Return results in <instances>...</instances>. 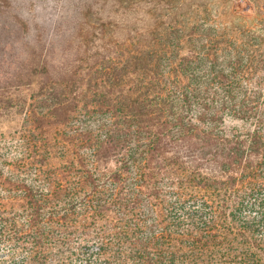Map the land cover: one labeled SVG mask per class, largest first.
I'll list each match as a JSON object with an SVG mask.
<instances>
[{"label":"trees","instance_id":"16d2710c","mask_svg":"<svg viewBox=\"0 0 264 264\" xmlns=\"http://www.w3.org/2000/svg\"><path fill=\"white\" fill-rule=\"evenodd\" d=\"M196 2L0 0V116L44 182L0 198V264H72L90 221L79 264H264V24Z\"/></svg>","mask_w":264,"mask_h":264},{"label":"rangeland","instance_id":"374dc122","mask_svg":"<svg viewBox=\"0 0 264 264\" xmlns=\"http://www.w3.org/2000/svg\"><path fill=\"white\" fill-rule=\"evenodd\" d=\"M197 5L209 10L212 17L224 25L257 27L264 24V0H197L194 6ZM24 125V114L22 113L0 116V198H16L14 189L24 179L36 188L44 184L43 180L36 176L35 167L28 164L29 154L23 146L25 143ZM225 125L227 128L235 125L245 126L242 121L230 117L226 118ZM60 199L62 202L69 201L66 196ZM83 200L84 198H76L71 205L66 207L78 211ZM27 213L25 204L20 202V204L8 207L6 215L10 218L22 219ZM79 221L76 224H79ZM68 230L71 234L63 249L68 255L70 252L74 253L72 264H79V258L92 251L90 244L82 242L85 234L91 232V221L88 224L82 222L79 227H71ZM5 250L7 247L0 246L1 258Z\"/></svg>","mask_w":264,"mask_h":264}]
</instances>
